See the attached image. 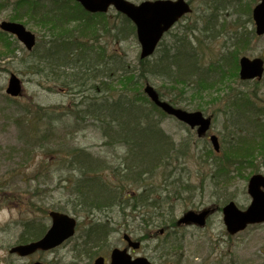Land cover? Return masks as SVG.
<instances>
[{"label":"rangeland","instance_id":"rangeland-1","mask_svg":"<svg viewBox=\"0 0 264 264\" xmlns=\"http://www.w3.org/2000/svg\"><path fill=\"white\" fill-rule=\"evenodd\" d=\"M131 1L138 3L142 0ZM189 1L193 7L192 13L183 16L182 20L171 27L167 36L163 37L167 43H171L172 36L181 34L187 26L193 27L195 24L202 30L204 25L201 18L206 17L213 8L207 4L210 0ZM212 1L214 5L216 1ZM224 1L227 2L225 4L227 6L234 0ZM238 2L241 6L235 8L224 6L223 11L221 10L224 7L216 3L221 9L213 11L208 25L210 27L215 24L217 28L210 29L204 35L198 30L194 32L205 46L203 66L206 68L212 61L218 60L217 71L220 81L218 79L208 81V79L203 85L197 86L196 91L192 85L184 87L183 91H180V85L171 89L168 82H162V79L150 74L141 83V91L144 83L148 82L156 90L167 95L164 97L165 100L168 101L169 96H176L178 98L176 106L190 111L201 110L204 115H210L212 121L208 136L210 133L216 134L221 146L220 151L215 152L208 136H196V130L191 127L166 114L161 116L163 130L174 139L175 143L181 146L179 144L181 142L185 147L182 148L184 153L171 162L176 176L168 178L169 184L165 185L168 192L164 190L162 195H158L160 200L168 197V204H164L158 210L153 209L154 214L157 211L161 219L171 217L176 221L184 211L214 208L209 211L211 215L202 228L192 225L177 226L172 222L167 225L164 224V220L157 227L148 226L142 229L143 234L146 235L149 231L157 232L159 227L167 226L166 234L172 237L161 238L162 241H166L163 243L161 260H173L176 264H264V222L249 225L244 230L231 235L225 230L220 211V207L229 200H234L241 208L247 206L250 201L246 188L248 177L255 172L264 175V158L261 157L264 143L262 148L259 145L261 139L259 136L264 130V123L260 118L251 121L253 113L257 110L254 102L257 99L255 92L258 97L256 101L260 104L264 102L263 87L261 89L256 87L252 81L242 84L238 80L239 70L234 65L233 58L236 56L229 61L225 59V56L234 50H239L237 58L240 55L254 57L264 53V35L248 41L243 46L230 47L234 39L233 35L239 27H251L244 24L248 17L245 12L254 0H238ZM13 3L14 0H7L6 5L0 4V21L11 19L10 14L15 12ZM16 11L19 12L18 7ZM41 12L43 11L36 13V18L31 17L30 20L29 16L22 13L21 17L12 19L22 22L32 31L36 35V43L46 42L55 34L38 24ZM116 13L110 8L106 16L109 20H113ZM70 26L74 25L70 24ZM54 30L57 32L55 28ZM2 33L6 37L0 34V264H28L34 259L43 260L46 264H53L55 260L67 262L71 259L70 248L73 239L50 251H37L29 257H17L9 253L8 248L17 243L22 232V223L29 218L40 217L49 225L50 219L45 216L49 209L58 210L57 208L61 207L75 215L79 227L77 233L82 232L83 226L97 213L96 211L91 214H86L85 211L76 213L72 209L75 196L70 190L69 183L64 181L65 178H70V171L67 169V161L63 160L69 158L67 156L69 148L83 147L99 155L108 150H105L103 145L104 138L101 132L95 129L90 120L84 121L74 116L76 121L72 115L71 118L66 115L61 116L67 106L78 100V94H74L76 89L31 74L22 61L27 58L31 60L33 55L27 54L28 50L15 36ZM2 37L8 40L4 41ZM101 43H107L109 50H114L130 64L129 68H136V71L140 69L138 63L140 45L136 35L130 34L128 38L118 41L107 35L101 37ZM11 72L15 73L22 82L21 96L11 97L5 91ZM103 79L106 80V77ZM235 92H239V100L230 101L231 96L237 95ZM249 102L251 105H248ZM38 105L44 109L49 108L53 112V118L60 121L51 127H45L44 132H38L36 137L34 115L37 116V109H41ZM155 111L158 113L157 110ZM229 115L241 121L243 124L239 127L242 128L241 131H235ZM122 152L121 148L117 151L119 154ZM57 155L61 156L57 157ZM107 157L112 160L114 156L111 151H108ZM221 166L225 168L226 175L217 181L213 177V171L214 168L219 170L218 167ZM179 169L182 170V174L179 175L181 180L173 181L178 179ZM153 179L157 182L161 179V175H156ZM173 183L186 187L173 188L171 186ZM128 189L126 191H131V194L137 190L136 186ZM222 193L227 194L229 198L225 202H221V198L218 199ZM169 210L172 212L168 214ZM107 216L109 220H113L112 226L115 230L107 236L108 239L97 250L95 256L105 253L112 245L121 243L122 233L129 232L133 238L139 236L138 228L135 229L137 225L135 222L139 221L138 215L133 216L132 220H135L132 225H126L130 218L125 221L116 209L112 213L107 211ZM126 226L128 229H125ZM147 243L153 244L152 240H148ZM85 263L86 260H82L81 264Z\"/></svg>","mask_w":264,"mask_h":264},{"label":"trees","instance_id":"trees-1","mask_svg":"<svg viewBox=\"0 0 264 264\" xmlns=\"http://www.w3.org/2000/svg\"><path fill=\"white\" fill-rule=\"evenodd\" d=\"M215 1L223 7L227 3L224 0ZM5 2L0 1V4L6 5ZM216 3L213 5L212 0L207 3L213 8L209 10L207 18H201L204 25L202 30L194 24L193 27L187 26L181 34L173 35L171 43L162 38L150 57H139L140 69L136 71V68H129L130 64L114 50H109L107 43H101V37L107 35L117 41L128 38L130 34L135 35L133 23L123 14L117 12L115 18L109 20L106 13H91L75 0H14L15 12L10 14L9 18L17 19L22 13L29 16L30 20L31 17L36 18V13L43 11L38 24L55 33L46 42L36 43L32 50L27 52L29 56L33 55V58H27L22 64L26 65L31 74L76 89L74 94H78V100L67 106L61 116L71 118L72 115L84 121L90 120L95 129L101 132L105 150L111 151L114 156L110 160L107 157L108 151L99 155L83 147L68 149L69 158L63 161H67L70 178H65L64 181L69 183L75 196L72 209L76 213L85 211L86 214H91L96 211L97 214L83 226L82 232L71 238V259L67 262L55 260L53 264H81L84 259L85 264H90L97 250L108 239L107 236L115 230L112 226L113 220L108 219L107 211L112 213L116 209L125 221L130 218L126 225H132L135 220H132L133 216L138 215L139 221L135 222V229L138 228L139 234L144 232L142 229L148 226L157 227L164 220V224L174 223L171 217L161 219L157 211L154 214L153 209L158 210L168 204V197L160 200L158 195H162L164 190L168 192L165 188V185L169 184L167 180L176 176L171 162L184 153L182 148L185 145L179 142V146L163 130L161 116L165 114L141 91V83L150 74L162 79V82H168L171 89L180 85V91H183L184 87L192 85L196 91L197 86L203 85L208 79L220 81L218 60L212 61L206 68L203 66L205 46L203 41L194 35L196 30L204 35L210 29L217 28L215 24L210 27L208 25L213 11L221 9ZM237 6L241 5L238 0H234L225 7ZM17 7L19 12L16 11ZM249 10L250 6L245 13ZM70 24L74 26L71 27ZM206 28L208 30L205 31ZM2 32L0 30V34L6 37ZM5 37H2L4 41L8 40ZM233 37L230 47L243 46L252 40L253 32L244 29L237 31ZM238 51L234 50L225 56L228 61L236 56L233 58L235 67ZM105 77L106 80L103 79ZM157 93L162 99L167 96L159 90ZM238 93L235 92L237 95L231 96L230 101H238ZM177 99L176 96H169L168 102L175 105ZM39 108L41 109H37L38 115H34L36 137L38 132H44L45 127H51L60 121L53 118V112L49 108ZM229 118L235 126L234 130L241 131V121L236 120L233 115H229ZM255 120H259L256 112L253 113L251 121ZM260 137L259 145L262 148L264 130ZM120 148L123 151L121 154L117 153ZM261 155L264 158V151ZM218 168L219 170L214 168L213 171V177L217 181L226 175L225 168ZM181 171L179 169L178 179L173 181L181 180ZM156 175H161L157 182L153 179ZM131 186L137 188L133 194L126 191ZM171 186L183 189L186 187L175 183ZM220 198L221 202L229 199L225 193L218 196V199ZM57 209L66 211L61 207ZM171 212L172 210H169L168 214ZM22 225V232L16 244L39 238L48 226L40 217H31ZM164 227L167 229L166 225ZM126 228L128 229L127 226Z\"/></svg>","mask_w":264,"mask_h":264},{"label":"water","instance_id":"water-1","mask_svg":"<svg viewBox=\"0 0 264 264\" xmlns=\"http://www.w3.org/2000/svg\"><path fill=\"white\" fill-rule=\"evenodd\" d=\"M83 8L90 12H106L109 6L126 15L135 25L136 38L140 44V57L151 56L163 34L178 21L182 15L191 11L187 0H145L135 4L129 0H76ZM257 27V34L264 32V0H259L252 13ZM0 28L12 33L22 42L24 47L31 50L36 42V35L26 28L21 22L12 20L0 21ZM240 77L243 79L261 76L263 72L262 58H240ZM5 91L11 96H18L22 93L21 80L11 73ZM143 91L149 99L159 106L167 114L177 117L191 127L197 126V134H204L210 127L211 117H205L200 110L185 111L179 107L170 105L167 101L160 99L153 85L146 83ZM212 146L219 151L218 137L210 134ZM247 191L251 202L244 209L238 208L235 201H229L222 206V222H224L228 233L234 234L245 228L247 224L264 222V176L261 173H254L249 177ZM210 208H203L201 211L190 209L183 212L178 223L197 224L202 227L205 219L210 213ZM51 219L50 227L39 239L30 240L27 243H18L9 248L10 253L18 256H28L35 251H46L56 247L71 237L75 232L76 218L65 212L55 210L49 211ZM127 236V235H126ZM125 236V237H126ZM30 264H44L38 260ZM94 264H104L102 257L95 258ZM110 264H152L147 258L138 256L134 259L125 251L116 248L112 251ZM172 264V263H171Z\"/></svg>","mask_w":264,"mask_h":264},{"label":"flooded vegetation","instance_id":"flooded-vegetation-1","mask_svg":"<svg viewBox=\"0 0 264 264\" xmlns=\"http://www.w3.org/2000/svg\"><path fill=\"white\" fill-rule=\"evenodd\" d=\"M258 1L259 0H254L253 4L250 5V10L247 13L249 18H247V21L244 23L246 25L248 24L251 27L250 28H245V27L242 26V28L239 27V30H237V31H241V30H244V29H246V30L249 29L250 31L253 32L252 40L264 35V32L260 33V34L259 33L257 34V27L255 26L254 17L252 15L253 9L257 5ZM191 13H189V14H191ZM189 14H187V15H189ZM240 56L237 58L238 62H237V67L236 68L238 70L240 69V64H239L240 63V59H239ZM259 57L263 58V60H264V53L259 54V56H254L253 58H259ZM263 69H264V62H263ZM263 76H264V71H263L262 76H260V78L259 77H255L253 79L247 80V79L241 78L240 77V70L238 71V80L241 81L242 84H248V83H250L252 81L253 83H255L256 87H259L260 89L263 87V90H264V83H263L264 79H263ZM254 89H255V87H254ZM255 94H256V98L258 99L256 92H255ZM257 99H255V101H254V102H256V105H257L256 112H258V115H259V118L261 119V122L264 123V102L260 104L258 101H256ZM194 130H196V129H194ZM248 180H249V177H248ZM248 180H247V182H248ZM211 209H214V208H211ZM210 215L211 214L208 215V218H209ZM175 223H176V221H175ZM180 225H182V224L180 223L178 226H180ZM192 226H195V225H192ZM149 232H150V234H149ZM149 232H148L149 235L148 234L144 235L143 234L144 232H143L142 234H139V236L137 238L131 237L129 232L122 233L121 243H119L116 246L112 245L111 248L107 249V251H105V253H103V254H96L94 259H92L93 262H91L90 264H94L95 258H97V257H102L103 260H104V264H110L112 251L114 249H116V248H119L120 250L125 251L126 253H128L132 259H134V258H136L138 256H142L144 258H147V260L150 261L153 264H171V263L172 264H176L175 261H173V260H171V261L170 260H161V255H162L161 253H162L163 247H164L163 243L166 242V241H162L161 238L163 236H165L166 238H168L170 236L172 237V235H167L166 234V232H167L166 227H164V226L163 227H159L157 229V232H154V231H149ZM126 235H128V236H126ZM148 240H152L153 244L152 245L148 244L147 243Z\"/></svg>","mask_w":264,"mask_h":264}]
</instances>
